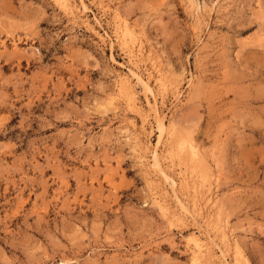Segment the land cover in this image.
<instances>
[{
  "label": "rangeland",
  "instance_id": "obj_1",
  "mask_svg": "<svg viewBox=\"0 0 264 264\" xmlns=\"http://www.w3.org/2000/svg\"><path fill=\"white\" fill-rule=\"evenodd\" d=\"M194 236L264 264V0H0V264H200Z\"/></svg>",
  "mask_w": 264,
  "mask_h": 264
},
{
  "label": "bare ground",
  "instance_id": "obj_2",
  "mask_svg": "<svg viewBox=\"0 0 264 264\" xmlns=\"http://www.w3.org/2000/svg\"><path fill=\"white\" fill-rule=\"evenodd\" d=\"M132 76H134V78L136 79V82L143 87V91L147 92L148 91V88H147V85L145 82H143L139 77L138 75L134 74V73H131ZM122 88L124 89L125 91V99L127 100V103L133 107V108H137L136 107V104H135V95H134V91H133V88L130 86V84L124 80L122 83ZM194 94V93H193ZM129 106V107H130ZM130 107V108H131ZM136 111V110H135ZM139 111V110H138ZM140 112V111H139ZM158 118V117H157ZM169 126V125H168ZM173 126V125H172ZM165 126L162 122L161 119H157V131L160 133V135H162L164 132H165ZM175 128H173V135L172 136V141H170V149L169 151H171V154H174V158L177 157V160H180L181 161V164H184L185 165V161H188V169L190 168L191 171L193 172H197L200 174V176L206 180L208 177H209V174H210V170L209 168L207 167V165H205L204 163V160L202 159V157H200L197 152H196V146L190 141V138H189V135L186 134V133H183L181 131H177L175 130ZM169 145V146H170ZM176 155V156H175ZM173 156V155H172ZM179 161V162H180ZM151 164H150V167L149 166H146V167H149L150 169L153 168L157 171H159L158 173L161 174V176H163V178H165V180H167V176L164 174L163 171H161L159 169V163H158V160H157V152H156V149L153 150L152 152V155H151ZM146 164V163H145ZM184 167V166H183ZM186 167V166H185ZM153 171V170H152ZM171 179V178H170ZM170 182L171 186H172V181H168V183ZM148 184V183H147ZM160 199V198H159ZM161 200V199H160ZM159 200V201H160ZM158 201V202H159ZM178 202V200H177ZM180 205L178 206H181L183 209V206L180 202H178ZM160 204V210L162 211V213L166 214L167 216H169V219L172 217H174V213H172L171 211H169V207H168V203H166L165 201H161L159 202ZM175 204H176V201H175ZM180 212V211H179ZM177 216V215H176ZM175 216V217H176ZM168 218V217H167ZM173 221V220H172ZM175 221V220H174ZM192 241L194 242V245L197 247L196 249V253H197V257H200L201 260H203L200 264H216L214 262V260H212V258H210L209 256L207 257V259L205 257H203V254L204 253H207L209 254L211 251V249L207 248L206 245L204 246V244H202L199 240V238L196 236L192 237ZM204 248V249H202ZM222 254V253H221ZM211 256V254H209ZM222 257V256H221ZM209 258V259H208ZM198 260V259H197ZM200 261V260H199ZM195 263V262H194ZM199 263V262H198ZM197 263V264H198Z\"/></svg>",
  "mask_w": 264,
  "mask_h": 264
}]
</instances>
